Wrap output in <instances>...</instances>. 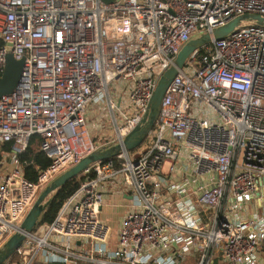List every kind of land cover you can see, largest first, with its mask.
I'll use <instances>...</instances> for the list:
<instances>
[{"label": "built area", "instance_id": "built-area-1", "mask_svg": "<svg viewBox=\"0 0 264 264\" xmlns=\"http://www.w3.org/2000/svg\"><path fill=\"white\" fill-rule=\"evenodd\" d=\"M252 15L264 0H0V77L8 45L25 59L0 98V143L13 151L0 249L45 188L135 130L187 43ZM104 105L116 136L96 143L87 117ZM160 108L144 149L88 167L13 264H264V25L194 51ZM38 137L51 163L34 183L18 159ZM118 181L136 201L115 233L100 216L102 187Z\"/></svg>", "mask_w": 264, "mask_h": 264}, {"label": "water", "instance_id": "water-1", "mask_svg": "<svg viewBox=\"0 0 264 264\" xmlns=\"http://www.w3.org/2000/svg\"><path fill=\"white\" fill-rule=\"evenodd\" d=\"M115 0H103L106 4L113 3ZM249 23L256 25H264V17L259 15L243 16L239 17L233 22L216 29L213 35H204L198 39L187 43L181 52L178 54L175 61V65L171 67L161 78L159 79L154 95L149 105V112L140 121L134 131H132L122 143H118L116 146L104 148L98 152L87 156L81 160L78 165L72 167L64 174L59 176L58 179L53 181L47 188L44 189L39 199L34 206L30 209L24 221L22 222L20 231L12 236L0 249V264H6L12 260L18 253L21 246L24 244L27 236L32 234L39 225L40 219L47 206L53 200V198L59 192V189L68 182L77 179L84 171L91 165L111 160L118 157L123 152H134L147 140L149 135L154 131V127L161 112V103L168 90L169 85L178 75L179 70L183 69L186 60L200 47L209 44L212 40H223L233 33L234 30L240 26H245ZM11 46H7L8 56L6 64L3 70V74L0 77V98L5 95H11L17 89L20 84L22 69L25 59H15L11 53ZM10 160V159H9ZM64 264V263H61Z\"/></svg>", "mask_w": 264, "mask_h": 264}, {"label": "trees", "instance_id": "trees-1", "mask_svg": "<svg viewBox=\"0 0 264 264\" xmlns=\"http://www.w3.org/2000/svg\"><path fill=\"white\" fill-rule=\"evenodd\" d=\"M40 142V137L36 138L33 141L32 145L26 150V152L19 155L18 159L26 177L34 183L37 182L40 171L46 169L51 163L50 159L40 149ZM34 145H36L37 148H33ZM12 152L11 142L0 143V164L2 162L8 163V157L12 154ZM112 160L116 161V159L114 158ZM76 190V179L68 182L63 187H61L57 195L47 206L46 211L42 215L38 226H40L41 224L53 223L59 215L61 211L60 209L65 201L69 197H71V195L75 193Z\"/></svg>", "mask_w": 264, "mask_h": 264}, {"label": "crops", "instance_id": "crops-1", "mask_svg": "<svg viewBox=\"0 0 264 264\" xmlns=\"http://www.w3.org/2000/svg\"><path fill=\"white\" fill-rule=\"evenodd\" d=\"M8 163L10 164L9 160ZM102 189L105 204L100 217L117 233L123 217L132 210L135 204L136 193L123 181L107 183Z\"/></svg>", "mask_w": 264, "mask_h": 264}, {"label": "rangeland", "instance_id": "rangeland-1", "mask_svg": "<svg viewBox=\"0 0 264 264\" xmlns=\"http://www.w3.org/2000/svg\"><path fill=\"white\" fill-rule=\"evenodd\" d=\"M111 121L112 118L107 105H104L102 108L95 109L94 113H91L87 117V125L90 136L96 143H105L107 138H114L116 136V132ZM144 147L145 144H142L138 149L142 150ZM33 148H37V146L34 145ZM12 168V165L6 162H2L0 164V181L4 175L11 172ZM18 260L19 257L15 256L10 264H13Z\"/></svg>", "mask_w": 264, "mask_h": 264}]
</instances>
